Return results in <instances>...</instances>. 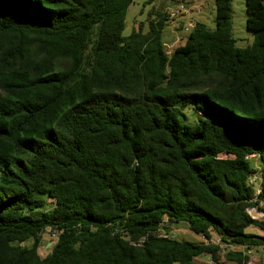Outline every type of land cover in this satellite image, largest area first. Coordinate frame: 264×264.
I'll list each match as a JSON object with an SVG mask.
<instances>
[{"label":"trees","instance_id":"trees-1","mask_svg":"<svg viewBox=\"0 0 264 264\" xmlns=\"http://www.w3.org/2000/svg\"><path fill=\"white\" fill-rule=\"evenodd\" d=\"M132 1L0 0V264H264V0L251 44L214 0L169 54L167 11L123 35Z\"/></svg>","mask_w":264,"mask_h":264},{"label":"rangeland","instance_id":"rangeland-1","mask_svg":"<svg viewBox=\"0 0 264 264\" xmlns=\"http://www.w3.org/2000/svg\"><path fill=\"white\" fill-rule=\"evenodd\" d=\"M184 6L185 11H178L175 18H170L167 21L162 31V40L164 41L165 51L169 54L173 48L182 43L187 35L184 26L189 21H200L205 23L208 27L213 28L215 17L214 0H133L126 11L125 26L123 35L130 33L132 27L143 22L144 27H147L149 19L155 17L160 11H171L178 9L179 5ZM245 0H232V16L231 27L235 38V43L238 47H245L251 44L254 40L253 34L245 27ZM251 166L258 170L257 156H247ZM258 176L256 171L253 174L252 183L255 191L258 190ZM249 213L257 219H264L263 212H258L255 208H249ZM247 232L256 233L264 236V229L257 226H249L246 228ZM171 236L177 239L190 240L193 242H202L204 240L201 234H197L188 229L184 223H174L170 229ZM56 237L51 232H44L42 234L41 242L38 246V252L44 256L49 252ZM48 243V245H47ZM209 261V262H208ZM249 261L264 262V245L252 247L249 254ZM197 264H236L233 261H227L224 258L220 259V263H215L208 255H202L196 260ZM173 264H179L174 262Z\"/></svg>","mask_w":264,"mask_h":264},{"label":"built area","instance_id":"built-area-1","mask_svg":"<svg viewBox=\"0 0 264 264\" xmlns=\"http://www.w3.org/2000/svg\"><path fill=\"white\" fill-rule=\"evenodd\" d=\"M185 11L184 10V6L183 5H179L178 6V9H177V11H176V9H173V10H171L170 12L168 11V14H169V17L170 18H175V16H176V13L178 12V11ZM195 25V22H191V21H189L188 23H186L185 24V26H184V30L185 31H189L191 28H193V26ZM249 209V208H248ZM249 212V211H248ZM263 215H264V213H263ZM51 232V234L52 235H54L55 237H57L58 236V234H59V231L58 230H56V229H53V228H46L45 229V232ZM158 234L159 235H161V236H166L167 234H166V232L165 231H160V232H158ZM234 248L235 249H243V247H241V246H234Z\"/></svg>","mask_w":264,"mask_h":264},{"label":"crops","instance_id":"crops-1","mask_svg":"<svg viewBox=\"0 0 264 264\" xmlns=\"http://www.w3.org/2000/svg\"><path fill=\"white\" fill-rule=\"evenodd\" d=\"M47 245H48V243H47ZM209 262V261H208Z\"/></svg>","mask_w":264,"mask_h":264}]
</instances>
